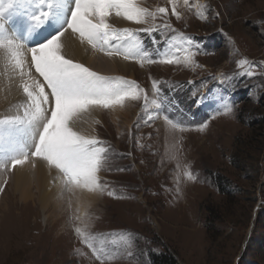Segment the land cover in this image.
Returning <instances> with one entry per match:
<instances>
[{
    "label": "rangeland",
    "instance_id": "rangeland-1",
    "mask_svg": "<svg viewBox=\"0 0 264 264\" xmlns=\"http://www.w3.org/2000/svg\"><path fill=\"white\" fill-rule=\"evenodd\" d=\"M136 3L150 11L165 7L167 14L154 23L171 25L151 35L139 32L142 48L182 58L188 54L182 34L198 42L191 48L194 63L141 65L121 57L132 71L103 74L91 68L135 81L148 107L141 94L123 106L98 109L92 136L111 157L99 173L106 191L87 208L76 203L79 189L64 181L68 191L56 198L59 208L46 214L32 199L19 201L8 179L2 184L0 264H100L76 235L77 227L111 234L108 247L112 237L133 234L134 246L117 239L120 254L105 264H157L161 256L175 264H264V0H189L188 6L175 0L179 19L169 0ZM197 5L204 6L206 19L198 18ZM100 52L91 47L98 65L110 58ZM241 60L247 63L238 67ZM249 65L252 76L242 74ZM221 96L233 105L230 115L216 114ZM165 112L189 127L171 129ZM202 123L207 126L200 131ZM186 166L195 181L186 178Z\"/></svg>",
    "mask_w": 264,
    "mask_h": 264
},
{
    "label": "snow or ice",
    "instance_id": "snow-or-ice-1",
    "mask_svg": "<svg viewBox=\"0 0 264 264\" xmlns=\"http://www.w3.org/2000/svg\"><path fill=\"white\" fill-rule=\"evenodd\" d=\"M169 3L172 5V15L179 19L175 0H169ZM183 3L188 6L189 0H183ZM17 4L35 6L28 13L30 23L23 36L9 34L6 29L8 13ZM197 7L200 9L198 18L206 19L204 6ZM160 14H167L165 7L150 11L147 7L139 6L136 0H0V50L6 55L13 71L19 72V87L26 98L23 103L14 106V113L9 110L0 116V171L11 172L30 158H39L54 168L66 185L104 194L106 185L99 173L107 166L110 149L97 137L80 131L76 125L92 110L114 109L123 106L125 101L139 100L141 94L144 108L147 109L149 99L135 81L101 76L83 63L67 57L62 37L70 30L81 44L87 43L109 57L137 60L141 65L144 62L184 63L185 66L194 63L192 57L196 53L191 48L198 42L182 34L181 40L187 43L184 51L188 53L182 58H177L168 50L158 49L156 54H152L142 48L137 35L139 32L151 35L158 28H171L167 23H154ZM113 15L147 27L117 29L109 20ZM172 31L175 32V29ZM153 43L157 41L153 39ZM246 63L241 60L238 67ZM248 67L249 70L242 74L252 76L254 66ZM32 69L38 74L37 78H33ZM153 89L158 90L155 81ZM232 111V103L221 96L216 114L227 116ZM163 115L166 124L173 130L184 131L189 127L166 112ZM152 118L153 114L148 113V119ZM206 126L202 123L198 130L203 131ZM185 176L192 181L197 179L188 166ZM3 191L4 187L0 185V192ZM107 195L119 198L114 191H107ZM75 233L91 249L93 257L100 264L119 256L117 239L123 240L126 246H134L135 243L131 233L112 237V247L106 246L111 234H92L79 227ZM96 241H99V246Z\"/></svg>",
    "mask_w": 264,
    "mask_h": 264
},
{
    "label": "bare ground",
    "instance_id": "bare-ground-1",
    "mask_svg": "<svg viewBox=\"0 0 264 264\" xmlns=\"http://www.w3.org/2000/svg\"><path fill=\"white\" fill-rule=\"evenodd\" d=\"M21 10L22 7H18L17 4L13 10L8 13L6 29L9 34L15 33L16 35L23 36L27 25L23 19L17 16L21 13ZM23 13H25V11ZM111 20L112 24L117 27L133 28L135 25L115 15L111 16ZM62 40L66 45L64 52L67 57L83 63L86 67H90V69L92 68L94 71H102L101 73L103 74H126L133 70L131 69L132 64L123 61L121 56H111L109 59L107 58V60H103L102 58L103 62L99 63V66L91 53V46H88L87 43L81 44L79 38L74 37L70 30L65 33ZM28 59L30 60V56ZM104 59H106V57H104ZM32 76L33 78L38 77L34 69H32ZM19 84V72L13 71L6 55L0 50V116L5 115L9 110L14 113L16 111V107L14 106L25 101L26 98ZM97 111L98 109L85 114V118L78 122L76 127L87 135L92 136V127L98 121ZM7 179L9 186L17 195L19 201L26 203L28 200L32 199L31 201L34 202L41 211L45 209H52L51 212L53 210L55 211L59 208L56 198L60 196V193H66V191H68L66 186L62 189L61 183L63 180L62 178L59 180L56 178L55 170L52 168L48 170L47 163L39 159L36 160V158H30L23 166H18L11 172L0 171V185ZM33 188H35V193H32ZM68 188L71 189L75 187L70 185ZM78 189L79 196L77 197L76 203L80 206L87 208L92 205L94 199L95 201L97 200L96 192H88L81 188Z\"/></svg>",
    "mask_w": 264,
    "mask_h": 264
},
{
    "label": "trees",
    "instance_id": "trees-1",
    "mask_svg": "<svg viewBox=\"0 0 264 264\" xmlns=\"http://www.w3.org/2000/svg\"><path fill=\"white\" fill-rule=\"evenodd\" d=\"M157 264H175V261L174 260H172L171 258H166V256L165 257H159L158 259H157Z\"/></svg>",
    "mask_w": 264,
    "mask_h": 264
}]
</instances>
